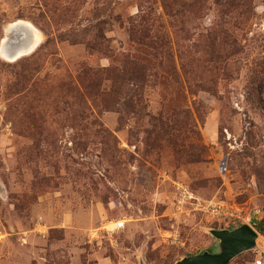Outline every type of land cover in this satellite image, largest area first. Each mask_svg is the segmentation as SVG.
I'll return each mask as SVG.
<instances>
[{
  "label": "rangeland",
  "instance_id": "1",
  "mask_svg": "<svg viewBox=\"0 0 264 264\" xmlns=\"http://www.w3.org/2000/svg\"><path fill=\"white\" fill-rule=\"evenodd\" d=\"M18 20L41 41L0 56V264H174L233 229L212 202L264 245V0H0V43Z\"/></svg>",
  "mask_w": 264,
  "mask_h": 264
},
{
  "label": "water",
  "instance_id": "2",
  "mask_svg": "<svg viewBox=\"0 0 264 264\" xmlns=\"http://www.w3.org/2000/svg\"><path fill=\"white\" fill-rule=\"evenodd\" d=\"M21 32L22 36H15V32L8 36L6 45L8 59L16 58L25 46L31 43V34L22 29ZM210 232L217 239V251H204L186 256L174 264H229L238 255L254 250L258 245L259 232L248 223L233 229H211ZM141 264L146 263L141 261Z\"/></svg>",
  "mask_w": 264,
  "mask_h": 264
},
{
  "label": "built area",
  "instance_id": "3",
  "mask_svg": "<svg viewBox=\"0 0 264 264\" xmlns=\"http://www.w3.org/2000/svg\"><path fill=\"white\" fill-rule=\"evenodd\" d=\"M204 208L213 217L227 219L231 222H234L235 225L232 228H236L237 226H240L244 221H248L244 216L243 209L239 206H227L220 202H212ZM125 226V221H119L115 223L114 229L116 231H121L125 228ZM254 251L257 252V255L255 256L251 264H264V245L258 244Z\"/></svg>",
  "mask_w": 264,
  "mask_h": 264
},
{
  "label": "bare ground",
  "instance_id": "4",
  "mask_svg": "<svg viewBox=\"0 0 264 264\" xmlns=\"http://www.w3.org/2000/svg\"><path fill=\"white\" fill-rule=\"evenodd\" d=\"M19 27V30L17 28ZM22 31H28L31 34V43L26 45L24 50L17 55L14 59H8L7 58V52H6V45L8 43V36L13 35L15 32V36H22ZM6 37L2 39L0 43V56L8 61L14 62L18 59H20L23 56H27L31 54L39 45L41 41V34L40 31L29 21L24 20H18L13 23H10L6 26ZM27 44V43H26ZM262 238V236L259 237V239Z\"/></svg>",
  "mask_w": 264,
  "mask_h": 264
}]
</instances>
